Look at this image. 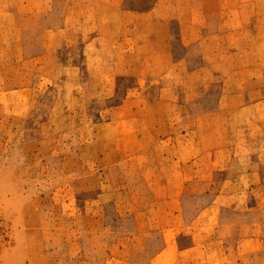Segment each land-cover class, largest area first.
Returning a JSON list of instances; mask_svg holds the SVG:
<instances>
[{
    "label": "rangeland",
    "instance_id": "obj_1",
    "mask_svg": "<svg viewBox=\"0 0 264 264\" xmlns=\"http://www.w3.org/2000/svg\"><path fill=\"white\" fill-rule=\"evenodd\" d=\"M128 1L147 13L154 7V0ZM227 7L215 11L217 26L228 25L218 20ZM92 16L80 0H0V264H153L163 229L176 224L157 182L139 179L135 158L114 164L108 157L116 132L109 122L136 80L84 64L77 35L105 30ZM145 17L142 29L158 27ZM205 17H198V30ZM258 29L257 37H233L234 46L221 37L211 42L216 48L205 53L216 66L209 72L204 52L192 48L194 69L172 79L182 98L176 126L219 108V81L229 72L219 64H264L263 20ZM173 44L184 55L180 38ZM260 73L255 87L264 88ZM246 263L264 264V243Z\"/></svg>",
    "mask_w": 264,
    "mask_h": 264
},
{
    "label": "crops",
    "instance_id": "obj_2",
    "mask_svg": "<svg viewBox=\"0 0 264 264\" xmlns=\"http://www.w3.org/2000/svg\"><path fill=\"white\" fill-rule=\"evenodd\" d=\"M153 3L147 13L128 0H80L90 6L92 20L105 27L85 38L77 35L84 64L91 70L109 69L113 78L136 80V87L113 111L109 123L116 131L111 141L115 146L108 157H114V164L135 158L131 164L137 163L139 179L157 182L159 195L167 198L163 203L176 211V224L163 229L164 246L153 264H164L168 257L170 264H247L264 243V88L255 87L262 85L264 64H219L229 70L219 81V108L200 111L205 119L186 126L175 123L181 96L172 79L194 69L193 47L204 52L203 70L209 72L216 65L205 52L216 48L209 45L216 38L234 46L233 37H257L264 0ZM218 6H228L218 19L228 25L213 23ZM202 9L206 23L198 30ZM146 15L157 28H141ZM175 36L184 55L177 50L175 54ZM190 97L187 100L196 99ZM232 101L236 103H227Z\"/></svg>",
    "mask_w": 264,
    "mask_h": 264
}]
</instances>
